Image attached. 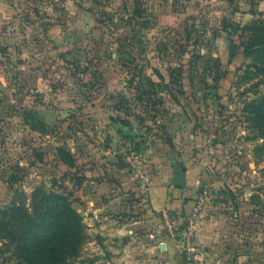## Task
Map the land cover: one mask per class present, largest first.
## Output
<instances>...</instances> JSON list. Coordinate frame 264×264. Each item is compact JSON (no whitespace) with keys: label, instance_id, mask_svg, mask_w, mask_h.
<instances>
[{"label":"rangeland","instance_id":"1","mask_svg":"<svg viewBox=\"0 0 264 264\" xmlns=\"http://www.w3.org/2000/svg\"><path fill=\"white\" fill-rule=\"evenodd\" d=\"M9 2L0 226L62 194L83 222L68 264H197L204 212L215 264H264V0ZM155 158L194 177L192 234ZM0 264H30L1 228Z\"/></svg>","mask_w":264,"mask_h":264},{"label":"trees","instance_id":"2","mask_svg":"<svg viewBox=\"0 0 264 264\" xmlns=\"http://www.w3.org/2000/svg\"><path fill=\"white\" fill-rule=\"evenodd\" d=\"M255 109L256 124L264 138V98ZM13 219L12 229L7 225L0 228L30 264H68L77 252L83 222L68 196L43 195L34 212L19 209Z\"/></svg>","mask_w":264,"mask_h":264},{"label":"crops","instance_id":"3","mask_svg":"<svg viewBox=\"0 0 264 264\" xmlns=\"http://www.w3.org/2000/svg\"><path fill=\"white\" fill-rule=\"evenodd\" d=\"M10 0H0V18H8L11 11H13V8L17 7L14 2H9ZM22 2L23 0H19ZM29 1V0H25ZM38 1V0H36ZM36 6V5H34ZM30 10L33 11V9L29 8ZM154 159V156L151 158ZM156 160V162H155ZM153 162H155L156 166H158L159 171H162V176L161 180H163L165 183L157 190V196L156 199H161L163 201H166L167 199L171 198L172 195L175 197H179V207L181 210H183V213L185 216H189L192 209L195 207L196 200L194 199V194L190 190L193 188L191 185H193L194 182V177L192 178L191 176V171L188 169L186 171V176L188 180V185L185 188H179L176 186L169 185L173 179V174L171 177H168L166 175V172H163L164 170L166 171L169 165H166L165 160L162 158H155ZM105 184V183H102ZM101 184V189H104V185ZM106 185V184H105ZM188 200H187V199ZM201 220V225L199 226V236L195 239L196 245L199 246L202 250H206L205 254L201 251L200 256H199V263L197 264H215L214 263V258H215V250L209 249V238H208V231L207 227L204 225V222H206L207 219V214L202 212L200 216ZM176 245L173 243V245L169 248V257L173 258L176 257L175 255V250ZM156 248L151 249V250H145V252H155Z\"/></svg>","mask_w":264,"mask_h":264},{"label":"water","instance_id":"4","mask_svg":"<svg viewBox=\"0 0 264 264\" xmlns=\"http://www.w3.org/2000/svg\"><path fill=\"white\" fill-rule=\"evenodd\" d=\"M172 184L179 188H185L188 185L186 171L178 166H174ZM18 194H16V197Z\"/></svg>","mask_w":264,"mask_h":264},{"label":"built area","instance_id":"5","mask_svg":"<svg viewBox=\"0 0 264 264\" xmlns=\"http://www.w3.org/2000/svg\"><path fill=\"white\" fill-rule=\"evenodd\" d=\"M199 213H200V206L197 205V206L193 209V211H192V213L190 214L189 219H188L187 231H188L190 234L193 233V224H194V220H195V218L198 216ZM189 247L192 248L193 250L195 249L194 246L192 247L191 245H189Z\"/></svg>","mask_w":264,"mask_h":264}]
</instances>
